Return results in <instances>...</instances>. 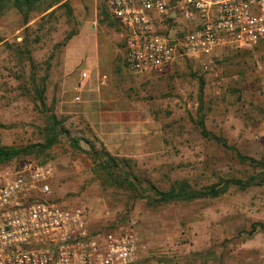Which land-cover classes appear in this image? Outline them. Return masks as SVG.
<instances>
[{"label":"rangeland","instance_id":"374dc122","mask_svg":"<svg viewBox=\"0 0 264 264\" xmlns=\"http://www.w3.org/2000/svg\"><path fill=\"white\" fill-rule=\"evenodd\" d=\"M105 3L68 0L27 15L12 5L3 9L0 148L30 154L0 162V175L51 163L49 198L61 207H87L91 232L132 231L147 245L139 264H264V168L255 163L264 164V46L180 59L163 73L131 74L122 28L105 13ZM100 93L120 100L102 105ZM105 109L137 110L140 122L149 118V132L135 134L134 155L109 151L127 161L121 166L132 185L134 175L139 179L137 191L130 182L115 185L95 164L94 152L108 149L91 114ZM201 120L234 150L204 137ZM50 134L58 140L47 148ZM226 181L236 184L218 197L155 202L154 189L179 182L208 191Z\"/></svg>","mask_w":264,"mask_h":264},{"label":"built area","instance_id":"2783aa9c","mask_svg":"<svg viewBox=\"0 0 264 264\" xmlns=\"http://www.w3.org/2000/svg\"><path fill=\"white\" fill-rule=\"evenodd\" d=\"M105 1L122 28L131 74L264 46V0ZM54 178L51 163L0 175V264H137L145 248L133 232H91L87 207L49 198Z\"/></svg>","mask_w":264,"mask_h":264},{"label":"trees","instance_id":"16d2710c","mask_svg":"<svg viewBox=\"0 0 264 264\" xmlns=\"http://www.w3.org/2000/svg\"><path fill=\"white\" fill-rule=\"evenodd\" d=\"M106 2V1H105ZM68 0H0V16L3 13V9L6 8L8 5H12L17 11L20 13L27 15L30 11H34L39 9L41 6L46 5L44 8V11H48L54 7L57 6H67ZM105 13H109V9L107 6V3H105ZM110 14V13H109ZM118 22V21H117ZM119 23V22H118ZM24 24H28V18L26 17ZM120 25V24H119ZM202 87H203V83ZM200 128L202 130V135L210 140H213L223 147L234 150L232 147H230L225 140H222L212 134H210L207 131V128L205 126V123L203 120L200 121ZM56 130V121L51 123L50 131ZM51 133V132H50ZM48 147L51 148L57 143L58 137L53 136V134H50L48 137ZM74 146L77 147V142L73 141ZM30 154V150L25 149H16V148H0V162H9L14 159H17L18 157H21L23 155ZM95 156V164L100 166V169L102 171H106L108 174V177L114 179L115 185H124L128 184V187H134V191H137V183L139 179L134 175V184L132 185L130 178L126 171L122 169L121 163H126L127 161L124 159H119L118 157H114L110 154L109 151H107L105 148L99 153L98 151L94 152ZM240 160L246 161L247 158L238 155ZM255 163L258 166H262L264 168V164L260 162ZM115 172H119V176L117 177L115 175ZM234 183V181H226L224 187L218 188V187H211L208 191H200V190H193L190 188V185L188 183H179L176 186H172L169 190L166 191H158L154 189L156 201L157 203H170V202H179V201H193L198 199H204L207 197H218L223 195ZM240 187L245 188L246 185H244L242 182H238Z\"/></svg>","mask_w":264,"mask_h":264},{"label":"crops","instance_id":"0c3cea01","mask_svg":"<svg viewBox=\"0 0 264 264\" xmlns=\"http://www.w3.org/2000/svg\"><path fill=\"white\" fill-rule=\"evenodd\" d=\"M85 39V38H83ZM86 43V42H85ZM84 49V53L88 52ZM126 55V51H125ZM112 100L106 96H102L101 93L98 95V102L100 104H112L117 103L120 99L114 97ZM139 112L137 110L120 111L105 109L104 111L95 112L91 114V119L100 120L96 123L100 139L104 142L106 148L110 152H114L117 155L130 156L134 155V140L136 139V133L139 132V137L144 135V131L148 127L149 118L148 116H142L144 120L140 122ZM144 245V251L141 253L142 260L146 255L147 245ZM139 264V261L138 263ZM145 264H166V263H145Z\"/></svg>","mask_w":264,"mask_h":264}]
</instances>
